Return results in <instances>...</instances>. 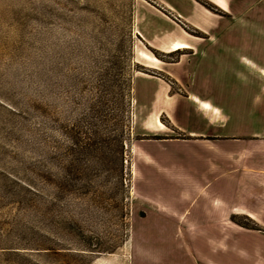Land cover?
Returning <instances> with one entry per match:
<instances>
[{"label":"rangeland","instance_id":"obj_1","mask_svg":"<svg viewBox=\"0 0 264 264\" xmlns=\"http://www.w3.org/2000/svg\"><path fill=\"white\" fill-rule=\"evenodd\" d=\"M247 18L235 36L264 41V21ZM179 33L194 48L170 51ZM210 37L164 0H0V264H131L135 185L152 170L142 154L182 135L163 113L168 129L145 127L156 92L166 81L186 95L176 76ZM252 100L227 110L247 121L230 138L264 132Z\"/></svg>","mask_w":264,"mask_h":264},{"label":"crops","instance_id":"obj_2","mask_svg":"<svg viewBox=\"0 0 264 264\" xmlns=\"http://www.w3.org/2000/svg\"><path fill=\"white\" fill-rule=\"evenodd\" d=\"M209 1L223 15L197 0H164L185 22L212 30V37L198 38L192 73L184 66L176 76L186 95L171 93L166 81L156 92L145 127L155 134L168 129L163 113L182 135L149 141L163 150L142 154L152 170L142 175L145 188L135 185L141 200L132 217L131 264H264V132L234 139L226 130L230 123H247L227 110L248 109L243 100L251 91L257 123L264 124V41L235 36L247 17L263 23L264 0ZM188 48L194 45L180 34L169 50ZM139 55L147 65L160 61L148 51ZM240 168L241 181L235 176ZM153 178L170 183L153 185Z\"/></svg>","mask_w":264,"mask_h":264},{"label":"trees","instance_id":"obj_3","mask_svg":"<svg viewBox=\"0 0 264 264\" xmlns=\"http://www.w3.org/2000/svg\"><path fill=\"white\" fill-rule=\"evenodd\" d=\"M197 1H199L200 3H202L204 6H206L208 9H210V10H212V11H214V12H219V11H221V9L217 6V5H215L214 3H212L211 1H209V0H197ZM156 54V53H155ZM157 55V54H156ZM157 138H161V137H157ZM239 223H242V222H239ZM243 225H246V226H248V227H251V228H257V226L254 224V223H252V224H248V223H242Z\"/></svg>","mask_w":264,"mask_h":264}]
</instances>
